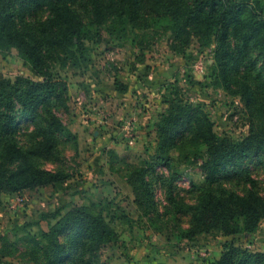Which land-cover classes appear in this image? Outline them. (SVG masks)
Returning <instances> with one entry per match:
<instances>
[{"label": "rangeland", "instance_id": "1", "mask_svg": "<svg viewBox=\"0 0 264 264\" xmlns=\"http://www.w3.org/2000/svg\"><path fill=\"white\" fill-rule=\"evenodd\" d=\"M103 4L105 12L108 3ZM71 8L89 32L84 52L66 58L46 42L41 64L47 76L59 80L60 100L44 109L60 120L64 132L48 134L38 111L21 124L17 143H3L12 134H0V179H10V189L0 192V264H49L43 252L50 245L47 235L78 207L102 214L110 231L96 259L85 250L80 264H211L230 247L239 248L240 256L264 253V218L252 232L184 236L199 227L188 207L208 184L203 131L211 127L242 141L252 129L260 130L263 78L244 65L223 64L215 42L202 47L199 36L177 39L165 20H145L138 10L137 23L120 38L106 28L111 18L105 15L102 29L95 28L89 2ZM49 15L44 9L36 17L45 21ZM0 74L44 79L14 47L0 46ZM175 102L191 105L195 118L167 142L159 129ZM10 144H16L21 159L13 160ZM159 155L171 160L159 163ZM225 167L214 172L220 177L218 190L246 195L254 189L264 202V158ZM140 169L153 183L147 203L137 196ZM38 172L59 178L27 186ZM68 238L65 234L61 241Z\"/></svg>", "mask_w": 264, "mask_h": 264}, {"label": "trees", "instance_id": "2", "mask_svg": "<svg viewBox=\"0 0 264 264\" xmlns=\"http://www.w3.org/2000/svg\"><path fill=\"white\" fill-rule=\"evenodd\" d=\"M103 1L108 3L105 12ZM77 2L78 7L88 2L93 5L90 14H96L97 30L102 29L105 15L111 18L106 27L108 31L121 38L129 24L137 23L139 16L135 10H138L145 20L147 17L156 22L165 20L177 39L199 36L202 47L215 42V52L223 64L244 65L246 72L255 71L258 79L264 80V4L261 0H0L1 48L4 51L16 48L26 61H31L32 71L37 76H44L43 80H33L20 75L6 78L0 74V134L5 137L12 134V139H5L3 143H17L21 124L24 120L34 119L38 111H43L48 134L64 132L60 120L49 109H44L47 103L60 100L59 80L51 74L47 76L41 64L47 52L44 50L46 42L52 48L58 47L66 58H72L77 51L84 52V40L89 32L79 21V13H74L75 9L71 8V4ZM138 6L144 11L136 9ZM44 9L53 17L49 15L45 21L37 19V13ZM170 106L171 113L159 129L167 142L178 132L180 125L195 118L191 105L175 102ZM203 136L208 155L203 168L208 173V184L197 202L188 207L192 220L199 227L190 229L184 236L214 231L225 235L254 231L264 218V202L254 189H249L246 195L231 189L218 190L216 183L220 177L214 172L225 166L223 171H227V165L236 160L247 164L254 158H264V124L260 130L252 129L242 141L220 136L211 127L203 131ZM15 146L10 144L8 152L13 160L21 159ZM170 160L169 155L158 156L159 163ZM137 172L141 181L138 200L147 203L154 195L153 183L145 179L146 170ZM46 173L38 172L27 186L50 184L59 178L58 173ZM177 178L175 175L171 181ZM8 181L0 179V192L10 189V179ZM65 234L69 238L62 242L61 236ZM109 235L102 214L94 216L86 207L74 208L47 235L50 245L43 252L49 264H80L85 250L96 259L97 250L106 244ZM226 249L222 258L211 264H264V253L246 252L240 256L239 248ZM98 264L107 263L98 260Z\"/></svg>", "mask_w": 264, "mask_h": 264}]
</instances>
